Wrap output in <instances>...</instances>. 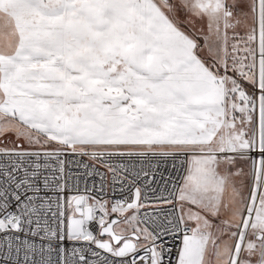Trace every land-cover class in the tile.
I'll use <instances>...</instances> for the list:
<instances>
[{
    "label": "snow or ice",
    "instance_id": "1",
    "mask_svg": "<svg viewBox=\"0 0 264 264\" xmlns=\"http://www.w3.org/2000/svg\"><path fill=\"white\" fill-rule=\"evenodd\" d=\"M0 264H264V0H0Z\"/></svg>",
    "mask_w": 264,
    "mask_h": 264
}]
</instances>
